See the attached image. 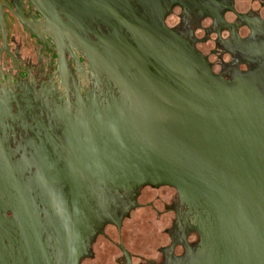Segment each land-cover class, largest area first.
<instances>
[{
    "label": "flooded vegetation",
    "instance_id": "af4514ba",
    "mask_svg": "<svg viewBox=\"0 0 264 264\" xmlns=\"http://www.w3.org/2000/svg\"><path fill=\"white\" fill-rule=\"evenodd\" d=\"M131 85L219 96L264 129V0H0V264L27 259L14 227L21 207L65 264L51 225L69 206L66 135ZM78 206L79 264L100 238L119 251L114 264H264V223L250 226L244 254L235 225L168 186Z\"/></svg>",
    "mask_w": 264,
    "mask_h": 264
},
{
    "label": "water",
    "instance_id": "95a60500",
    "mask_svg": "<svg viewBox=\"0 0 264 264\" xmlns=\"http://www.w3.org/2000/svg\"><path fill=\"white\" fill-rule=\"evenodd\" d=\"M129 90L127 99L82 116L66 135L69 206L51 225L64 263L81 259L80 200L99 202L146 185L171 187L187 205L219 214L242 233V253L252 254L250 226L264 223L262 118L219 96L142 93L133 85ZM35 226L21 207L14 227L24 241H19L27 257L22 264H54ZM142 233L140 226L134 235ZM29 235L34 243L26 242ZM95 251L82 264H114L120 255L104 238Z\"/></svg>",
    "mask_w": 264,
    "mask_h": 264
}]
</instances>
